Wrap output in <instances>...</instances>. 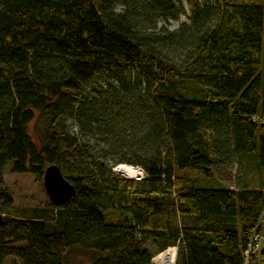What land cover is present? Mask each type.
I'll return each instance as SVG.
<instances>
[{"label": "trees", "instance_id": "obj_1", "mask_svg": "<svg viewBox=\"0 0 264 264\" xmlns=\"http://www.w3.org/2000/svg\"><path fill=\"white\" fill-rule=\"evenodd\" d=\"M186 6L169 32L151 29L182 0H0V264H68L73 248L152 264L171 246L174 264H264V0ZM233 161L257 174L224 183ZM52 165L73 196L16 210L5 172L44 186Z\"/></svg>", "mask_w": 264, "mask_h": 264}, {"label": "rangeland", "instance_id": "obj_2", "mask_svg": "<svg viewBox=\"0 0 264 264\" xmlns=\"http://www.w3.org/2000/svg\"><path fill=\"white\" fill-rule=\"evenodd\" d=\"M184 7L186 8V13H183L179 18L177 19H171L169 21L160 20L156 24V28H153L151 30L155 31H161V28H165L171 31H177L179 30L182 23H188L189 20V10L188 6H186V0H182ZM164 51L168 52L171 57H174L175 61L181 62L180 59L183 56V50L177 48L175 45L170 46H164L162 47ZM69 129L75 131V126L73 125L72 121L69 120ZM37 124V126H42V123L40 122H34L32 123V127ZM127 135H132L133 133H136V130H132L130 126L124 127ZM32 132L35 134L34 130ZM138 133L142 134V131L139 129ZM89 137H83V140H88ZM93 139V138H92ZM92 143L95 144L98 148L101 147L102 141L99 142L97 140H92ZM138 140V139H137ZM131 146V145H130ZM128 144L123 147L122 150L126 151L130 148L131 151L134 149H138L140 146L139 142H134L133 145L130 147ZM118 158V157H117ZM111 165L115 164V161L110 162ZM128 164V163H127ZM133 166V165H132ZM135 166V165H134ZM138 167V166H137ZM139 167L137 168L136 175H140ZM246 166L241 165L238 163V161H233L230 165H226L224 168H221V171H218L219 178H222L224 183L229 184L231 186H238V181L241 180L242 183L245 182V180L249 179V177H253L257 174L256 170H251L247 174ZM122 173V172H120ZM123 175L135 178V176H129L125 173H122ZM197 175V174H193ZM247 175V176H246ZM6 176V185L9 188V191L11 193L12 198L14 199V208L16 210L18 209H26L28 207L33 206H39V205H45L48 203L50 196H48L46 188L39 183V181H36L35 176L31 173H19L15 172L12 173L8 169L5 172ZM254 183V181H252ZM261 247L264 248V237L262 239H258V243L254 247L258 252L260 251ZM91 253L87 251H81L79 249H70L66 254V260L68 264H88L91 261Z\"/></svg>", "mask_w": 264, "mask_h": 264}, {"label": "water", "instance_id": "obj_3", "mask_svg": "<svg viewBox=\"0 0 264 264\" xmlns=\"http://www.w3.org/2000/svg\"><path fill=\"white\" fill-rule=\"evenodd\" d=\"M123 164L124 163L117 164L114 167V170L123 173V171L120 170V167ZM44 186L46 188L48 196H50V199L56 205H60L68 201L75 193L74 184H72L67 180L64 174H62L60 167L57 165L49 166L48 169L46 170L44 177ZM3 222H4L3 217L0 214V223ZM173 247L176 248V254H175L176 258L171 264L175 263L178 252V246H173ZM152 264H154V260L152 261Z\"/></svg>", "mask_w": 264, "mask_h": 264}, {"label": "bare ground", "instance_id": "obj_4", "mask_svg": "<svg viewBox=\"0 0 264 264\" xmlns=\"http://www.w3.org/2000/svg\"><path fill=\"white\" fill-rule=\"evenodd\" d=\"M137 168V166L124 163L121 165L120 170L123 171V173L133 177L137 173ZM175 254V247H170L162 252H159V254L155 255L153 258L154 264H171L176 258Z\"/></svg>", "mask_w": 264, "mask_h": 264}, {"label": "built area", "instance_id": "obj_5", "mask_svg": "<svg viewBox=\"0 0 264 264\" xmlns=\"http://www.w3.org/2000/svg\"><path fill=\"white\" fill-rule=\"evenodd\" d=\"M139 167V166H138ZM139 171H140V175H136L135 178H138V179H142L144 177V171L141 169V167H139ZM263 226H264V213L263 215L261 216V222H260ZM264 236L262 235L261 237H257V234L254 236L253 238V242L250 244V249H255L254 247L256 246V244L258 243V239H262ZM249 249V250H250ZM248 250V251H249ZM256 250V249H255Z\"/></svg>", "mask_w": 264, "mask_h": 264}]
</instances>
